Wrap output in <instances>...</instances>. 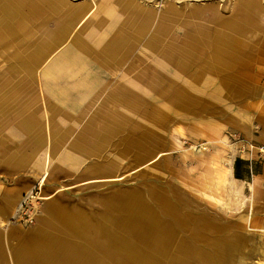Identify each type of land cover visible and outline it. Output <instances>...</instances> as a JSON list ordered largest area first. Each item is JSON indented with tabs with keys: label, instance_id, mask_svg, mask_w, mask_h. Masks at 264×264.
<instances>
[{
	"label": "rangeland",
	"instance_id": "obj_1",
	"mask_svg": "<svg viewBox=\"0 0 264 264\" xmlns=\"http://www.w3.org/2000/svg\"><path fill=\"white\" fill-rule=\"evenodd\" d=\"M152 1L149 7L162 10L168 0ZM203 1L205 4L210 2ZM229 1L230 4L233 2ZM188 3L191 4L192 1ZM230 13L228 8H223V19L229 17ZM124 16L125 13L121 18ZM257 19L261 29L251 39L248 38L250 33L246 37L236 31L227 30L221 23L219 26L218 22H207L212 28L211 34L217 33L237 44L240 54L246 58L245 66L239 68L240 72L248 74L241 81L245 82L244 93L234 91L233 88L238 82L233 79H230L226 87H222V95H216L217 98L214 97L215 85L203 89L198 87L200 90L196 88L197 91L193 89L191 93L194 85L193 74L204 63L197 56L201 53V44L198 41L192 44L188 32H194V36L200 37L197 35L199 21L203 22L200 19H196L194 26L188 24L176 27L173 38L160 32L155 26L156 22L146 31L142 42L147 37L162 33L161 37L165 39L163 44H168V41L170 44L174 43L180 51L176 55L178 58L174 57L164 72L169 74V78L145 81L148 83L147 87L151 88V94H147L146 102L137 111L128 110L123 105L115 107L109 103L102 104L104 97L101 101L94 96L82 100L79 95L68 100L69 106L60 107L53 96L47 91L43 94L37 90L30 79L23 78L21 82L14 79L21 91L12 95L11 90L10 94H5V99L0 100V105L4 101L6 107L0 113V213L7 212L6 216L0 215V229L8 230V224L15 222L20 225L21 234L28 228H34L38 223V215L44 214V208L50 205L46 200L39 199L43 195L54 196V211H58V215L78 214L85 220L87 218L98 224L105 215L117 214L121 219L119 204L128 201L134 194H140L143 201L155 209L158 218L171 226L175 225L176 235H183L188 241L192 239V242L195 241L193 235L196 233L205 238L198 244L203 252L207 251L214 256L213 248L220 241L217 246L224 248L223 258L210 256L202 264H264V255L256 249L259 243L264 246V152L261 151L264 147V14L257 15ZM52 21L56 22L55 19ZM95 27V24L87 26L84 31L85 37L92 42L107 31L108 38L112 37L117 26L109 30L97 29L98 31ZM30 38L33 36L27 37L24 32L19 31L18 40L11 50L18 49L22 57L26 58ZM202 48L206 52L212 49L211 46ZM8 52L10 54V50ZM139 52L140 48L136 53L140 54ZM190 53H194L195 57ZM6 54L8 55H0V81H6L8 77L3 76L7 75L4 70L11 59ZM157 54L158 51L153 52V57L145 62L147 66L155 64L153 62L158 60ZM133 60L138 59L133 57ZM84 62V68L80 69L81 75L93 71V77L98 78L102 86L109 82L106 86L112 89L116 80L126 74L123 67L132 66L137 69V65H140L138 61H135L136 65H131L128 59L123 67L117 64L108 67L107 63H99L89 56V67L86 69V59ZM180 65L185 72L178 75ZM221 80L218 79L217 84ZM139 83L144 84L142 81ZM163 103L170 107L165 118L167 120H163V116L159 118L155 115V108ZM24 116H39L42 119L39 125L42 135L49 137L57 128L65 134L64 142H58L55 147L58 153L51 163L50 175L43 187L39 185L43 176L41 168L33 167L32 164L17 165L7 160L8 155L14 151L32 150L28 134L19 125L20 117ZM93 117L94 122L91 120ZM116 117L120 121V127L115 136L104 144L101 141L103 147H99L97 155L88 154L86 148H93L95 144V137L92 134L86 135L88 122L92 121V128L100 129L102 119ZM243 118L246 121L245 126L251 130V136L244 133L236 123ZM177 126H181L182 131H178ZM147 135L151 141L154 138L157 140L152 143L153 146L161 144L162 150L168 153L151 165H145L138 172H133L140 163L129 151L126 152V147L131 137L141 138ZM105 144L107 146L104 147ZM46 149L44 147L40 151L41 157ZM237 159L242 162L236 165ZM217 171L222 172V184L207 180L208 173L217 175ZM120 176L123 178L117 181L86 182L92 178ZM152 191H156V195L162 193L160 196L163 201L153 198ZM206 193H214L215 197L210 198ZM24 199H29V202L25 212L20 213L17 209ZM169 204L174 209L173 215L164 211ZM45 216L49 225L47 230L55 233L56 229L50 224L60 226L61 222L55 218V214L51 216L46 213ZM3 220L9 223L2 226ZM62 235L71 236L73 241L82 243L84 248L80 252L89 248L94 255L96 253V256L107 263L115 262L98 250L99 243L106 242L103 235L93 233L86 240L66 230ZM233 235L256 236L257 240L253 242L243 238L234 243V240L228 239ZM23 242V237L11 241L7 252L10 261L7 258L1 264H14L10 255L12 247L17 244L20 246ZM231 246H235L237 250L232 252ZM240 249L248 252L250 256L242 258ZM192 253L193 251L190 252ZM190 261L201 264L195 255H192ZM87 262L88 260L86 264Z\"/></svg>",
	"mask_w": 264,
	"mask_h": 264
},
{
	"label": "crops",
	"instance_id": "obj_2",
	"mask_svg": "<svg viewBox=\"0 0 264 264\" xmlns=\"http://www.w3.org/2000/svg\"><path fill=\"white\" fill-rule=\"evenodd\" d=\"M189 1L192 3L189 4ZM209 1L207 2L209 4H205L206 2L203 0H180L179 2L168 0L162 10H157L148 6L150 2H153L152 0H145V2L139 0H83L82 2L74 0H0V49L2 51L0 55L4 56L5 53H8L6 57L11 58L4 70L7 75H3L8 76L7 80L0 81V100L5 99L4 96L10 94L11 90L13 91L12 95L21 91L14 79L21 82L23 78H27L30 79V82L35 83L37 90L43 94H45L44 91H47L50 96H53L60 107L69 106L68 100L79 95L82 100L94 96L101 101L104 97L102 104L109 103L115 107L123 105L128 110L137 111L140 105L146 102L147 94H151V88L147 87L148 83L145 81L169 78V74H164V72L174 57L178 58L176 55L180 51L174 43L170 44L168 41L166 42L168 44H163L165 39L161 37L162 33L147 37L142 42L146 31L156 22L154 24L160 32L173 38L176 27L188 26V24L194 26L196 19L203 21H199L198 24L197 31L199 33L197 35L199 34L200 37L194 36V32L193 34L188 32V35L191 36L192 44L196 41L201 44V53L197 56L202 59L204 64L193 74L194 85L190 90L191 93L193 89L197 91V89L215 85V92H213L216 93L214 97L217 98L222 95V87H226L230 79L238 82L233 88L234 91L244 93L245 82L241 83V81L248 74L240 72L239 68L244 65L246 58L240 54L241 51L237 44L217 33L211 34L212 28L207 22L208 20V23L218 22L219 26L221 23V26L227 30L236 31L246 37L250 33L251 36L248 38L251 39L253 36L256 37L261 29L257 15L264 14V0H233L231 4L229 0ZM119 8H122V11H119ZM223 8H228L231 12V15L224 19L222 17ZM124 13L125 16L122 19ZM54 19L56 22L52 21ZM244 21L254 24L247 28ZM243 22L244 25H240L241 27L234 25V23ZM54 23L56 24L54 25ZM94 24L96 31H98L97 29L109 30V28L117 27L112 37L108 38L109 31L105 30L107 31L105 34L92 42L90 38L85 37L84 31L87 26ZM19 31L24 32L27 37L33 36L28 40L26 58L22 57L18 49L11 50L13 44L18 40ZM203 46H211L212 49L206 52L202 48ZM137 47L140 48L141 55L136 53L139 49H136ZM71 49L72 51H70ZM67 50L68 54H66ZM156 50L158 51V60L153 62V64L155 63L153 66H147L145 62L153 57V52L156 53ZM133 51L135 52L133 53ZM218 52L234 53L233 55L236 57L228 60L222 59L219 58ZM190 54L195 57L194 53ZM89 56L95 58L99 63H107L108 67H113L116 64L123 67L128 59L130 64L132 63L131 65H136L135 61L140 62V65H137V69L132 66L123 67L126 69V74H123L120 80L115 78L116 82L112 89L106 86L109 82L102 86L101 81L99 80V82L98 78L93 77V71H87L84 75L80 74V69L84 68L85 59L86 69L89 67L87 64ZM133 57H137L138 60L134 61ZM73 61L76 62L73 63ZM178 67L177 74H184L185 70L181 65ZM232 68L234 69L231 72ZM13 76L15 77L12 78ZM182 77L184 78V75ZM86 78L88 79L86 80ZM218 79H222L219 84H217ZM139 81L144 84L141 85ZM4 108H6L5 102L2 101L0 113ZM169 109V104H160L155 108V115L159 118L163 116V120H167L165 118ZM117 117L102 119L100 129L92 128L94 117L91 118L92 121L86 125V135L92 134L91 136L95 137V144L93 148H86L88 154L97 155L99 147L115 136L120 127ZM40 123H42V119L39 116L20 117L19 125L28 134L30 139L28 142L32 145V150L29 152L14 151L8 155L7 160L17 165L32 164L33 167L41 168L43 176L39 183L43 187L50 175L51 163L58 153L55 147L58 142H64L65 134L57 128L56 131H52L49 137L42 135ZM236 123L244 133L248 136L252 135L249 127L245 126L244 118ZM177 127L178 131H182L181 126ZM156 141L155 138L151 141L148 135L141 138L131 137L126 152L129 151V154L136 157L137 162L140 163L133 172H138L139 168L145 165H151L156 162V159L160 160L168 153L164 149L162 150L161 144L153 146L152 143ZM44 147L47 149L44 150V156L41 157L39 153ZM121 178L123 177L92 178L86 182L117 181ZM161 194L157 193L156 195V191H154L153 198L163 201ZM42 197L50 205L44 208V214L38 215V223L34 228H28L25 233L21 234L18 223L8 224L9 222L3 220L2 226L8 224L10 228L8 230L0 229V264L7 258L10 261L7 253L8 248L11 241L15 238L20 239V237H23L24 245L17 244L12 247L13 250L10 252L11 261L15 262L14 264H86V260H88L87 264H109L96 256V253L94 255L89 248L85 252H80L84 248L83 244L73 241L71 236H63L65 230L70 233L74 232L83 240L91 237L93 233L103 235L106 242H100L97 246L98 250L111 257L115 261L113 264H194L190 261L192 255L197 256L202 264L203 256L207 259L213 256L212 253L203 252V249L198 246L199 242L205 238L203 239L200 234L196 233L193 235L195 241L192 242V239L188 241L185 236L176 235L173 222L174 235L162 234L163 228L164 230L166 228L165 225L171 226V224L158 218L155 215V209L147 205L140 194H134L128 201L119 204L121 219L117 214L105 215L103 221L98 224L87 218L85 220L78 214L58 215V211H54V196L43 195ZM137 205L142 208V212H139L140 209L137 208ZM165 207L170 210L168 213L172 214L174 209L171 208V205ZM45 212L51 216L55 214V218L61 222L60 226L49 223L52 228L56 229V234L47 230L49 225ZM149 213L155 215L158 221H150ZM0 215L6 216L7 212H1ZM197 226L199 225L197 224ZM243 238L247 241L250 239L253 242L256 241V236L250 235L228 237V239L234 240V243ZM219 242L217 241L213 248L215 253L213 257L216 259L218 256L220 259L223 258L224 248L217 246ZM221 243L223 242L221 241ZM181 247L184 250L185 247H188L189 251H193V253L189 252V256L183 254V257H179L176 261V257L172 256H177V251H180ZM256 247L259 253L264 255V246L259 243ZM230 250L234 252L237 249L235 246H231ZM239 251L242 258L250 256L244 250L240 249ZM214 261L216 260L214 259Z\"/></svg>",
	"mask_w": 264,
	"mask_h": 264
},
{
	"label": "bare ground",
	"instance_id": "obj_3",
	"mask_svg": "<svg viewBox=\"0 0 264 264\" xmlns=\"http://www.w3.org/2000/svg\"><path fill=\"white\" fill-rule=\"evenodd\" d=\"M180 0H175V2H179ZM244 22H246L245 23V26L248 28V27H250L251 25L253 26V22H248V21H244ZM244 22L243 23H234V25H237V27L239 26V27H241L240 25H244ZM240 29H243V28H240ZM246 29V28H245ZM244 30V29H243ZM15 39V38H14ZM68 46V45H67ZM70 46V45H69ZM71 47V46H70ZM66 48V47H65ZM73 48V47H72ZM66 49H69V48H66ZM74 50V49H73ZM70 51H72V49L70 50ZM219 53V58H222V59H226V60H228V59H232V58H234V57H236V55H233L234 53H230V52H218ZM66 54H68V50H67V53ZM76 54V53H75ZM83 55V54H82ZM81 55V56H82ZM67 56V55H66ZM44 57V56H43ZM64 58H65V56H64ZM70 58V57H69ZM88 60V59H87ZM69 62V61H68ZM76 62V61H75ZM74 61H73V63H75ZM79 63V62H78ZM80 64V63H79ZM227 64V63H226ZM73 65V64H72ZM76 65V64H75ZM78 66V65H77ZM78 68V67H77ZM88 69V68H87ZM79 71V70H78ZM40 74V73H39ZM81 74V73H80ZM58 76V75H57ZM86 76V75H85ZM84 76V77H85ZM82 79H83V76H82ZM81 79V80H82ZM88 78H86V80H87ZM67 81H69V80H67ZM83 81H84V79H83ZM95 81V80H94ZM93 81V82H94ZM98 81H99V79H98ZM59 82V81H58ZM57 82V83H58ZM85 82H87V81H85ZM100 82V81H99ZM98 82V83H99ZM60 83V82H59ZM65 83H67V82H65ZM95 83V82H94ZM101 83V82H100ZM61 84H63V83H61ZM217 175H215V174H213V173H208V175L209 176H207V180L208 181H210V182H213V183H217V184H222L224 181H223V179H222V172L221 171H217V173H216ZM206 176V175H205ZM39 185L40 186H42L40 183H39ZM207 195L206 196H208V197H210V198H212V197H215L214 195V193H206ZM39 199H43V197L41 196ZM137 208H139L140 210H139V212H142V208L139 206L138 207V205H137ZM166 212L168 213H170V210L168 209V208H166ZM149 220L150 221H158V218L155 216V215H153V214H151V213H149ZM16 223V222H15ZM166 226V228H165V230H164V228H163V230H162V234H164V235H174V230H173V227L172 226H168V225H165ZM154 233H156V231H154ZM156 234H159V233H156ZM257 240V239H256ZM165 245V244H164ZM165 247L163 246V249H164ZM186 250V253H184V251ZM185 250H184V248L183 247H181L180 248V251L178 250L177 251V256H172V257H176V261H178V258L180 257H183V254H186L187 256H189V250H190V248H186L185 247ZM181 255V256H180ZM202 260H204V261H206V260H209V259H207V258H205L204 256L202 257Z\"/></svg>",
	"mask_w": 264,
	"mask_h": 264
},
{
	"label": "built area",
	"instance_id": "obj_4",
	"mask_svg": "<svg viewBox=\"0 0 264 264\" xmlns=\"http://www.w3.org/2000/svg\"><path fill=\"white\" fill-rule=\"evenodd\" d=\"M261 151L264 152V147L261 148ZM27 202H29V199L22 200L21 203H20V207L17 209V211L20 212V213L21 212L24 213L25 209L27 207ZM20 217H22V216H20ZM20 217H18V218H20Z\"/></svg>",
	"mask_w": 264,
	"mask_h": 264
},
{
	"label": "trees",
	"instance_id": "obj_5",
	"mask_svg": "<svg viewBox=\"0 0 264 264\" xmlns=\"http://www.w3.org/2000/svg\"><path fill=\"white\" fill-rule=\"evenodd\" d=\"M240 162H242V161H241L240 159H237L235 163H236V165H237V164L240 163ZM238 176H239V175H238Z\"/></svg>",
	"mask_w": 264,
	"mask_h": 264
}]
</instances>
